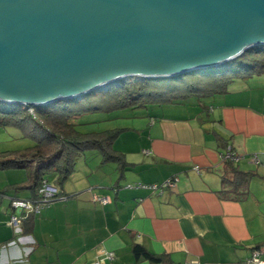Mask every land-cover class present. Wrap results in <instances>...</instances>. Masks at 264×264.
<instances>
[{
  "label": "crops",
  "instance_id": "1",
  "mask_svg": "<svg viewBox=\"0 0 264 264\" xmlns=\"http://www.w3.org/2000/svg\"><path fill=\"white\" fill-rule=\"evenodd\" d=\"M231 88L169 107L179 114L155 110L164 106L132 113L137 123L120 128L113 146L128 163L122 176L115 167L101 183H63L71 197L44 206L28 224L19 221L20 233L10 224L11 199L29 194H0V264H95L100 255V264H151L134 259L135 244L173 264H244L264 243V77ZM228 149L234 166L254 173L241 201L217 195ZM25 178L0 171V191ZM170 178L173 188H150ZM96 195L108 203L97 208ZM261 252L264 259V246Z\"/></svg>",
  "mask_w": 264,
  "mask_h": 264
},
{
  "label": "water",
  "instance_id": "2",
  "mask_svg": "<svg viewBox=\"0 0 264 264\" xmlns=\"http://www.w3.org/2000/svg\"><path fill=\"white\" fill-rule=\"evenodd\" d=\"M264 45V0H0V102L44 106Z\"/></svg>",
  "mask_w": 264,
  "mask_h": 264
},
{
  "label": "trees",
  "instance_id": "3",
  "mask_svg": "<svg viewBox=\"0 0 264 264\" xmlns=\"http://www.w3.org/2000/svg\"><path fill=\"white\" fill-rule=\"evenodd\" d=\"M262 74L264 45L250 48L239 57L215 68L198 69L169 78H144L138 81L124 79L106 90L87 94L80 99L62 100L44 106L0 102V128H14L34 142L33 147L0 154V171L25 170L26 175L23 182L11 185L8 189L0 191V194L5 195L10 190L14 193L25 191L29 198L12 197L11 202L25 200L41 204L44 198L41 190L44 184L51 185L46 176L52 173L55 182L51 186L55 187L57 192L54 198L43 203L41 208L55 200L69 199L71 196L64 195L62 185L74 171L78 158L86 152H97L101 156V164H115L119 176H122L128 163L125 156L113 147L122 130L80 132L76 127L83 125L79 120L87 114L179 105L191 99L226 94L234 80L246 81ZM217 141L221 143L222 139L217 137ZM221 145L227 149L225 143ZM224 154L223 152L221 155ZM222 162L224 169L221 174V189L217 195L225 200L245 199L248 195V184L254 173L239 170L233 161ZM34 214L20 212L17 216L24 224H28ZM263 246L264 243L252 251H261ZM132 254L137 261L173 264L164 255L151 254L139 244L133 246Z\"/></svg>",
  "mask_w": 264,
  "mask_h": 264
},
{
  "label": "rangeland",
  "instance_id": "4",
  "mask_svg": "<svg viewBox=\"0 0 264 264\" xmlns=\"http://www.w3.org/2000/svg\"><path fill=\"white\" fill-rule=\"evenodd\" d=\"M259 76H254V78H250L247 81L253 82L254 79H256ZM260 77H264V74L260 75ZM132 80V81H138L136 78H127L126 80ZM253 80V81H252ZM244 80L236 79L232 83H230L229 88H233V85L235 83H240ZM237 86V84H236ZM231 88V89H232ZM255 93V92H253ZM217 96L212 98L209 102L217 101ZM196 100V99H195ZM199 100V99H197ZM171 107H178L170 105ZM170 106L165 105L164 108H157L155 109L157 112L159 110H165L166 112L179 114V108H169ZM148 110H154L149 109ZM138 111H147V109L141 110H117V111H111V112H94L87 114L83 116L79 123L83 124L80 126H77V130L83 133H89V132H101L109 129H120L124 127L133 126V124L137 123V119L133 118L131 116L132 113L137 114ZM34 146V142L30 137L23 136L21 133L14 129V128H0V154H5L7 152L12 151H18V150H24L26 148H30ZM88 165L86 168L85 165ZM115 164L113 163H106L103 166H101V156L97 152H86L82 156L78 158V161L76 162L75 169L69 176V178L64 183H71L73 186L81 187L84 186L82 184V178L84 177V182H88V184L99 182L104 179L105 176L111 174L112 172H115ZM15 172H21L22 174H25V170H14ZM117 174V173H116ZM48 182L53 185L54 175L51 173L46 176ZM79 179V180H78ZM93 192H97V189L93 190ZM98 198H105L101 197L99 195H96L94 197ZM96 204L97 208L100 204L97 202Z\"/></svg>",
  "mask_w": 264,
  "mask_h": 264
},
{
  "label": "built area",
  "instance_id": "5",
  "mask_svg": "<svg viewBox=\"0 0 264 264\" xmlns=\"http://www.w3.org/2000/svg\"><path fill=\"white\" fill-rule=\"evenodd\" d=\"M222 160H230V161H237L238 158L232 154L230 152V150L228 149L224 155L221 156ZM252 161L255 164H258V160L256 158H253ZM198 167H195V170L197 171ZM177 179L176 178H170L165 180L161 185H153L150 188L154 189V190H159V192L161 193L164 189L167 188H173L175 186ZM41 192L43 193V203H45L46 201L54 198L57 189L51 185L48 184H44L43 188L41 190ZM94 200L96 202H99L102 205H106L108 203V199L107 198H98V197H94ZM34 204L30 201H25V200H14L11 202V207L13 209V211L20 213H26V214H31V213H38L41 209V205L43 204ZM19 221H21V219L17 216V214L13 213V215L11 216L10 219V224L15 228V230L17 231V233H20V228L17 226V224L19 223ZM262 252L260 250H253L251 251V255L250 257L245 261L244 264H264V259H262L261 257ZM106 258L112 259L113 256L112 254H108L105 255ZM105 258L102 257V255L98 256L97 261L95 262V264H100L104 261Z\"/></svg>",
  "mask_w": 264,
  "mask_h": 264
}]
</instances>
